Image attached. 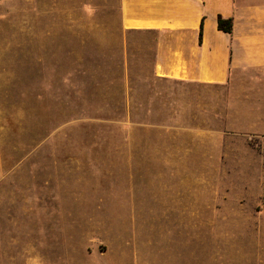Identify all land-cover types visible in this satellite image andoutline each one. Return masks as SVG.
<instances>
[{
	"label": "rangeland",
	"instance_id": "obj_1",
	"mask_svg": "<svg viewBox=\"0 0 264 264\" xmlns=\"http://www.w3.org/2000/svg\"><path fill=\"white\" fill-rule=\"evenodd\" d=\"M163 36L0 0V264H264V118L158 75Z\"/></svg>",
	"mask_w": 264,
	"mask_h": 264
},
{
	"label": "crops",
	"instance_id": "obj_2",
	"mask_svg": "<svg viewBox=\"0 0 264 264\" xmlns=\"http://www.w3.org/2000/svg\"><path fill=\"white\" fill-rule=\"evenodd\" d=\"M219 15L234 19L232 33L218 28ZM121 21L125 30L165 35L156 46L158 75L233 85L263 120L264 0H121Z\"/></svg>",
	"mask_w": 264,
	"mask_h": 264
},
{
	"label": "trees",
	"instance_id": "obj_3",
	"mask_svg": "<svg viewBox=\"0 0 264 264\" xmlns=\"http://www.w3.org/2000/svg\"><path fill=\"white\" fill-rule=\"evenodd\" d=\"M218 28L226 33H232L234 27V19L232 17H224L219 15L217 18ZM203 27V26H202ZM153 31V30H145Z\"/></svg>",
	"mask_w": 264,
	"mask_h": 264
}]
</instances>
